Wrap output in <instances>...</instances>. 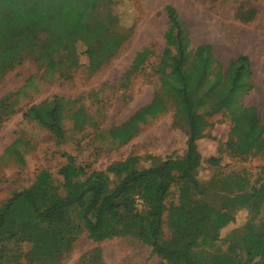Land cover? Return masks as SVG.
Wrapping results in <instances>:
<instances>
[{
    "label": "trees",
    "instance_id": "trees-1",
    "mask_svg": "<svg viewBox=\"0 0 264 264\" xmlns=\"http://www.w3.org/2000/svg\"><path fill=\"white\" fill-rule=\"evenodd\" d=\"M113 3V0H0V39L23 42L15 44L13 52L26 47L36 53V48L44 47L68 67L70 46L82 40L87 44L89 58L92 50H100L94 67L97 69L121 42V27L112 10ZM3 8L7 9L6 16ZM165 12L168 26L164 33V64L155 72L169 87L176 118L187 128L185 154L142 169L135 168L137 158L131 156L90 172L87 166L68 156L58 169L61 177L58 183L48 170H41L29 186L13 191L0 205V264H59L70 240L84 232L95 242L133 236L149 245L164 264H264V217H258L264 183L248 191L221 196L223 201L215 205L203 199L202 187L206 190L208 183L196 177L200 165L196 140L209 124L207 117L219 109L229 110L233 133L245 130L244 141L258 142L264 150V123L255 106L241 102L253 88L248 58L239 55L223 67L210 44L193 45L186 23L171 5L165 6ZM83 27L91 29V34L73 36L75 29ZM11 28L13 35L8 32ZM148 54L147 48L135 53L124 74L125 81ZM10 58L9 63H0V76L14 64L15 59ZM168 92L157 91L149 103L110 128L113 142H127L142 124L166 110ZM76 102L77 99L52 95L31 105L23 114L55 136H61L65 112ZM87 117L81 106L70 114L77 128ZM110 174L120 175L114 185ZM182 181L187 183L180 191L178 203L167 207L171 188ZM136 197L144 201V210L135 209ZM238 207L249 212L244 226L221 237L220 230L233 220ZM165 211L173 229L169 238L164 237ZM95 253L88 263L101 262V251L96 248Z\"/></svg>",
    "mask_w": 264,
    "mask_h": 264
},
{
    "label": "rangeland",
    "instance_id": "rangeland-1",
    "mask_svg": "<svg viewBox=\"0 0 264 264\" xmlns=\"http://www.w3.org/2000/svg\"><path fill=\"white\" fill-rule=\"evenodd\" d=\"M113 1L112 10L118 16L121 27L118 30L122 32L121 42L113 55L97 69L94 67L100 50H92L89 58L87 44L82 40H76L70 46L68 67L59 56L49 54L44 47L36 48V53L26 47L13 52L16 43L5 37L0 39V63H9L10 57L15 59L0 76V205L13 191L29 186L41 170H48L58 183L61 180L58 169L68 156L87 166L90 172L105 169L109 164L131 156L137 158L135 168L142 169L185 154L187 128L184 122L177 120L169 87L155 72L164 64L167 4L186 23L193 45L210 44L223 67L239 55L247 56L253 88L241 102L255 106L264 123V0ZM2 11L5 16L8 14L6 8ZM74 31L73 36L91 34L87 27ZM8 32L14 34L12 28ZM143 48L149 49V54L125 81L124 74L135 53ZM157 91L168 92V108L142 124L127 142H113L108 130L149 103ZM52 95L77 99L71 110L65 112L61 136H55L23 114L31 105ZM80 106L88 117L77 128L70 114ZM207 119L209 124L196 140L200 155L196 177L208 183L206 190L202 187L203 199L217 205L223 201L221 196L248 191L264 183V150L258 142L244 141L245 130L232 132L229 110L219 109ZM109 176L112 185L120 177ZM186 183L173 185L166 199L167 207L170 203H178ZM136 198L135 209L144 210V201L141 199L139 204L142 205L137 206ZM248 213L244 207H238L233 220L220 230V236L225 237L232 230L242 228ZM258 217H264V200ZM168 218L169 213L165 211V238L173 231ZM96 248L101 251V262L88 263L87 260H93L97 255ZM59 264H164V261L149 245L133 236L95 242L86 232L70 240L69 249Z\"/></svg>",
    "mask_w": 264,
    "mask_h": 264
},
{
    "label": "built area",
    "instance_id": "built-area-1",
    "mask_svg": "<svg viewBox=\"0 0 264 264\" xmlns=\"http://www.w3.org/2000/svg\"><path fill=\"white\" fill-rule=\"evenodd\" d=\"M140 202H142L141 199L136 198V205H137V206H141V205H142V204H139Z\"/></svg>",
    "mask_w": 264,
    "mask_h": 264
},
{
    "label": "crops",
    "instance_id": "crops-1",
    "mask_svg": "<svg viewBox=\"0 0 264 264\" xmlns=\"http://www.w3.org/2000/svg\"><path fill=\"white\" fill-rule=\"evenodd\" d=\"M84 233H86V232H84Z\"/></svg>",
    "mask_w": 264,
    "mask_h": 264
}]
</instances>
